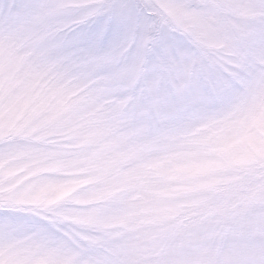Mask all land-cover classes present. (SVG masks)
Masks as SVG:
<instances>
[{
	"label": "snow or ice",
	"instance_id": "6c2138e0",
	"mask_svg": "<svg viewBox=\"0 0 264 264\" xmlns=\"http://www.w3.org/2000/svg\"><path fill=\"white\" fill-rule=\"evenodd\" d=\"M0 264H264V0H0Z\"/></svg>",
	"mask_w": 264,
	"mask_h": 264
},
{
	"label": "rangeland",
	"instance_id": "374dc122",
	"mask_svg": "<svg viewBox=\"0 0 264 264\" xmlns=\"http://www.w3.org/2000/svg\"><path fill=\"white\" fill-rule=\"evenodd\" d=\"M34 175L44 176L48 174H64V175H77L78 169H76L74 163L69 159H57V160H43L38 164L33 165ZM24 169L16 170V175H20ZM28 179H32V176H29ZM78 190L76 184H68L60 187H52L45 189L41 192L34 193L33 196L39 201H48V200H60L66 199L72 192Z\"/></svg>",
	"mask_w": 264,
	"mask_h": 264
},
{
	"label": "clouds",
	"instance_id": "9594fccd",
	"mask_svg": "<svg viewBox=\"0 0 264 264\" xmlns=\"http://www.w3.org/2000/svg\"><path fill=\"white\" fill-rule=\"evenodd\" d=\"M239 148L237 145L236 148L231 149L230 151H236ZM206 159H217L214 154H210L206 157ZM203 160H190L186 162V167L183 170L177 169L175 163H170L165 165V167L161 170V175L156 177L155 180L163 185L166 177L168 176H176L177 183H184L190 178L191 173L198 171L200 167L203 166Z\"/></svg>",
	"mask_w": 264,
	"mask_h": 264
}]
</instances>
